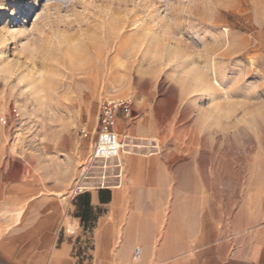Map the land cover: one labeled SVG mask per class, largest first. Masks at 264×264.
<instances>
[{
    "label": "rangeland",
    "instance_id": "obj_1",
    "mask_svg": "<svg viewBox=\"0 0 264 264\" xmlns=\"http://www.w3.org/2000/svg\"><path fill=\"white\" fill-rule=\"evenodd\" d=\"M110 98L130 101L117 129L147 147L125 157L193 167L209 213L264 223V0H0V189H16L0 205L73 264L96 260L93 231L117 224L128 177L100 203L70 197Z\"/></svg>",
    "mask_w": 264,
    "mask_h": 264
},
{
    "label": "crops",
    "instance_id": "obj_2",
    "mask_svg": "<svg viewBox=\"0 0 264 264\" xmlns=\"http://www.w3.org/2000/svg\"><path fill=\"white\" fill-rule=\"evenodd\" d=\"M128 177L123 189L112 193L117 224L93 231V264H264V223H225L223 210L203 207L201 177L183 175L182 167L163 157H124ZM15 187L1 191L0 201L14 200ZM91 193L99 201V194ZM26 196V193H25ZM105 203V202H104ZM17 209L0 205V264H73L70 246L52 254L50 235L28 219L17 227ZM75 230L80 224L70 222ZM141 247L140 257L134 250ZM41 263V262H40Z\"/></svg>",
    "mask_w": 264,
    "mask_h": 264
},
{
    "label": "built area",
    "instance_id": "obj_3",
    "mask_svg": "<svg viewBox=\"0 0 264 264\" xmlns=\"http://www.w3.org/2000/svg\"><path fill=\"white\" fill-rule=\"evenodd\" d=\"M130 107V101L116 98L106 99L99 105L94 143L74 180L71 199L93 192L112 191L123 186L126 174L124 157L135 153V150L147 148L134 143L128 135L120 134L117 129L120 111L123 110L128 115ZM82 132L85 136L88 135L85 130ZM149 149L151 155L158 154L160 145L153 141ZM141 253V247H136L134 259L137 260Z\"/></svg>",
    "mask_w": 264,
    "mask_h": 264
},
{
    "label": "trees",
    "instance_id": "obj_4",
    "mask_svg": "<svg viewBox=\"0 0 264 264\" xmlns=\"http://www.w3.org/2000/svg\"><path fill=\"white\" fill-rule=\"evenodd\" d=\"M101 200H102V202H107L108 201V200L106 201V200H103V199H101Z\"/></svg>",
    "mask_w": 264,
    "mask_h": 264
},
{
    "label": "bare ground",
    "instance_id": "obj_5",
    "mask_svg": "<svg viewBox=\"0 0 264 264\" xmlns=\"http://www.w3.org/2000/svg\"><path fill=\"white\" fill-rule=\"evenodd\" d=\"M216 83V82H215ZM218 83V82H217ZM218 85V84H217Z\"/></svg>",
    "mask_w": 264,
    "mask_h": 264
}]
</instances>
